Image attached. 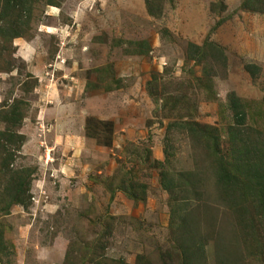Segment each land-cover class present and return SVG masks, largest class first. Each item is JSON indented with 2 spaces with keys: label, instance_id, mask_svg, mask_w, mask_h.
<instances>
[{
  "label": "rangeland",
  "instance_id": "1",
  "mask_svg": "<svg viewBox=\"0 0 264 264\" xmlns=\"http://www.w3.org/2000/svg\"><path fill=\"white\" fill-rule=\"evenodd\" d=\"M55 1L57 7L33 3L24 37L9 43L0 38V107L20 101L26 115L19 131L27 140L15 165L38 168L29 208L14 206L0 218L13 250L7 260L134 264L141 254L159 264L170 242L169 195L159 169L134 155L150 149L153 160L163 161L167 126L180 116L219 127L227 151L231 92L253 115L248 124L261 127L264 14L243 10L244 0H154V14L147 0ZM210 41L225 51L226 68L190 59L192 45ZM138 48L147 54H137ZM253 63L263 71L256 80L245 70ZM205 76L211 95L198 86L205 87ZM149 81L165 82L171 91L184 86L180 103L157 109ZM89 122L93 128L102 122L99 139L89 136ZM107 137L110 145L103 146ZM176 139L172 170H193L188 140ZM124 169L149 184L146 203L135 204L117 188ZM204 179L212 190L211 168L204 169ZM215 242L205 248L208 264H217ZM97 246L101 258L88 252Z\"/></svg>",
  "mask_w": 264,
  "mask_h": 264
},
{
  "label": "trees",
  "instance_id": "2",
  "mask_svg": "<svg viewBox=\"0 0 264 264\" xmlns=\"http://www.w3.org/2000/svg\"><path fill=\"white\" fill-rule=\"evenodd\" d=\"M36 1L1 0L0 38L5 43L28 33L33 15L32 5ZM47 2L50 6H58L55 0ZM154 2L147 0L151 14H154ZM241 8L264 14V0H244ZM137 45L144 47L143 43ZM192 47L195 55H190V59L208 66L212 64V67L213 64H219L226 68L225 51L216 43L210 41L203 46ZM140 48L137 54H147V50ZM245 70L253 80L263 72L262 67L254 63L247 64ZM8 72H12L10 65ZM209 73L213 75L215 70ZM206 77L205 87L200 82L198 86L211 95L213 84H208ZM183 87L171 91L165 82L149 81L147 84L149 95L156 108L161 110H166L172 100L180 103ZM228 107L233 122L224 130L229 146L227 151H223V133L219 127L180 116L167 126L163 161L153 160L150 149H144L142 155L136 151L134 155L159 169V183L169 195L170 242L169 248L161 253L159 264H208L205 248L213 241H216L214 252L217 264H251L247 260L257 258L264 262V90L258 108L263 118L259 128L248 124L253 115L235 92L228 95ZM25 118L20 101L2 103L0 125H4V128L0 129V218L11 215L14 206L28 209L33 201L31 189L38 168L15 165L27 140L26 135L19 131ZM91 124L89 122L87 125L88 133L93 129L89 136L99 139L104 131V127L101 128L102 122L96 124L95 128ZM177 136L187 139L193 150V170H172L175 154L170 149H173ZM109 139L107 137L101 144L109 146ZM208 168L213 170L215 177L212 190L204 179V169ZM117 188L138 204L146 203L150 186L137 179L133 171L124 169ZM111 191L115 194L114 189ZM5 231L0 224V264H11L7 258L13 255V250L6 240ZM99 251L98 246L88 250L92 255H97ZM134 262L153 264L147 256L141 254L136 256ZM115 263L128 264L121 260Z\"/></svg>",
  "mask_w": 264,
  "mask_h": 264
}]
</instances>
